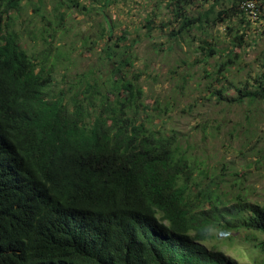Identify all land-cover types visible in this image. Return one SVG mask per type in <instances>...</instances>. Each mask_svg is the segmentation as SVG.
Returning a JSON list of instances; mask_svg holds the SVG:
<instances>
[{"label":"trees","instance_id":"16d2710c","mask_svg":"<svg viewBox=\"0 0 264 264\" xmlns=\"http://www.w3.org/2000/svg\"><path fill=\"white\" fill-rule=\"evenodd\" d=\"M91 1L104 20L98 38L106 75L97 64L58 81L66 52L54 39L69 31V9L79 0H0V264H239L204 243L212 228L245 230L255 240L261 234L264 250V205L231 194L188 136L156 125L162 107L146 102L144 73L134 71L135 42L126 43L129 31L115 38L106 13L120 0ZM210 1L204 13L190 16L192 5ZM240 1L167 0L172 37L186 40L194 29L239 13L250 23ZM26 6L34 26L19 23ZM81 7L90 14L87 4ZM152 16L145 17L149 29ZM239 31L233 38L227 32L233 48L216 69L224 79L239 63L234 47L245 45ZM211 39L198 40L205 58L219 51ZM82 40L85 51L99 42ZM262 66L253 78L233 82L231 100L226 88L212 95L221 102L264 101ZM220 125L197 127L216 135Z\"/></svg>","mask_w":264,"mask_h":264},{"label":"rangeland","instance_id":"374dc122","mask_svg":"<svg viewBox=\"0 0 264 264\" xmlns=\"http://www.w3.org/2000/svg\"><path fill=\"white\" fill-rule=\"evenodd\" d=\"M79 2L88 5L90 14L85 13L81 5H73L67 20L69 31L64 36L57 34L54 39V46L60 45L66 52L57 64L58 81L62 73L69 71L75 74L97 64L102 69L101 74L106 75L107 66L100 57H104L101 48L105 43L98 38L100 23L104 22L102 14L92 9L94 4L91 0ZM211 2L195 3L189 8L190 16L197 17L204 13ZM166 4L167 0H120L106 9L116 24L115 38L129 31L126 43L135 42L132 49L134 71L144 73L140 83L146 92V102L162 107L157 111H161L162 115L154 121L167 131L174 128L183 136H188L185 139L193 144V152L217 168L218 179H226L224 186L231 194L240 192L251 202L264 205V101L253 104L248 99L243 102H221L212 95V91L226 88L227 98L231 100L237 95L233 82L239 84L242 80L253 78L263 69V21L259 24L242 22V14L239 13L207 30L194 29L193 34L185 36L186 40L184 35L175 39L170 32L171 13ZM48 7L52 9L53 5L49 4ZM149 12L153 14L152 29L145 26V17ZM32 14L31 7L26 6L19 23L34 26L36 23ZM228 26L234 28L232 32H229ZM237 28L240 34L246 33L245 45L234 47V51L240 55L239 63L227 68L228 79H224L217 75L216 69L228 57L226 48H233L229 36L233 38ZM85 35L99 40L92 51H85L82 46ZM193 35L197 38L194 41L191 40ZM200 38H213L211 40L219 51L205 58L197 49ZM42 44L39 42L38 47L42 48ZM184 60L188 63L185 64ZM218 77L222 78L221 81L217 80ZM201 123H209L210 130L212 125H221L216 135H212L197 127ZM233 128L235 133L231 134ZM248 235L245 230L223 234L220 229L212 228L204 243L209 247L222 248L239 264H264V250L258 247V241L263 236L259 234L260 239L255 240L248 238Z\"/></svg>","mask_w":264,"mask_h":264},{"label":"built area","instance_id":"2783aa9c","mask_svg":"<svg viewBox=\"0 0 264 264\" xmlns=\"http://www.w3.org/2000/svg\"><path fill=\"white\" fill-rule=\"evenodd\" d=\"M239 6L252 22L259 24L262 21L261 14L263 10L259 0H241Z\"/></svg>","mask_w":264,"mask_h":264}]
</instances>
